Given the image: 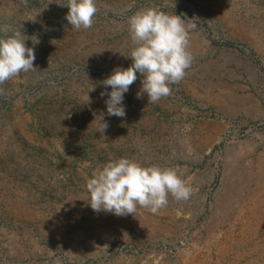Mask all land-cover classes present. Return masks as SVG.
Segmentation results:
<instances>
[{"label":"rangeland","instance_id":"374dc122","mask_svg":"<svg viewBox=\"0 0 264 264\" xmlns=\"http://www.w3.org/2000/svg\"><path fill=\"white\" fill-rule=\"evenodd\" d=\"M67 3L0 0V37L40 41L0 84V264H264V0H96L79 30ZM148 8L186 20L192 63L154 103L137 73L108 116L102 81L132 64L128 19ZM120 157L177 169L190 198L94 212L87 182Z\"/></svg>","mask_w":264,"mask_h":264},{"label":"clouds","instance_id":"9594fccd","mask_svg":"<svg viewBox=\"0 0 264 264\" xmlns=\"http://www.w3.org/2000/svg\"><path fill=\"white\" fill-rule=\"evenodd\" d=\"M60 5L68 8L65 19L75 30L90 28L98 12L96 0H68L67 4ZM185 22L180 15L167 14L156 8L138 11L129 17L128 31L135 47L126 57L133 62L127 68L115 66L102 81L105 91L101 96H107L108 116L126 115L124 96L137 80V73L142 75L137 98L146 93L148 101L153 103L168 96L170 85L183 79L193 60L189 50V26ZM29 39L32 47L26 44ZM39 42L37 36L29 37L21 29L0 37V84L20 72L36 68L34 46ZM109 86L111 91H107ZM93 121L100 133L104 134L109 127L103 114ZM86 190L89 195L86 201L94 212L104 211L117 216L134 215L137 207L149 208L156 213L167 205L169 194L179 201L189 199L193 191L177 169L144 166L128 157L110 159L88 180Z\"/></svg>","mask_w":264,"mask_h":264}]
</instances>
